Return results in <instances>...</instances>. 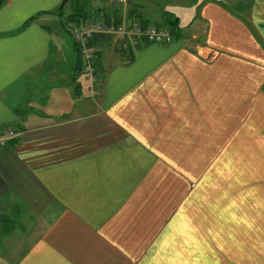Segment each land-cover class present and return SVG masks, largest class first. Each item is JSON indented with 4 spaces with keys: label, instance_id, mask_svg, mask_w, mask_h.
I'll return each instance as SVG.
<instances>
[{
    "label": "crops",
    "instance_id": "1",
    "mask_svg": "<svg viewBox=\"0 0 264 264\" xmlns=\"http://www.w3.org/2000/svg\"><path fill=\"white\" fill-rule=\"evenodd\" d=\"M62 1L0 6V131L17 133L0 148V264H264V0H193L186 25ZM88 8L177 34L96 35L91 95L65 25Z\"/></svg>",
    "mask_w": 264,
    "mask_h": 264
},
{
    "label": "built area",
    "instance_id": "2",
    "mask_svg": "<svg viewBox=\"0 0 264 264\" xmlns=\"http://www.w3.org/2000/svg\"><path fill=\"white\" fill-rule=\"evenodd\" d=\"M78 5L87 7L95 4L106 2L112 7L125 9L127 0H71ZM66 29L71 33L78 55L82 60V72L88 81L89 94H94L93 86L98 80L96 60L97 55L90 43L98 34L111 35L114 37H131L134 44L141 39H145L149 43L168 44L172 41V35L167 26L161 27L156 24L147 22L128 23L124 18L115 21L114 17L108 19L96 16L91 9L85 13L81 21L69 19L66 22ZM17 133L10 127H5L0 131V148H5L8 141L15 138Z\"/></svg>",
    "mask_w": 264,
    "mask_h": 264
},
{
    "label": "rangeland",
    "instance_id": "3",
    "mask_svg": "<svg viewBox=\"0 0 264 264\" xmlns=\"http://www.w3.org/2000/svg\"><path fill=\"white\" fill-rule=\"evenodd\" d=\"M129 1H131L134 4V6L137 7L138 12H140V14L144 17L149 16L150 18H154L158 16L159 13H162L166 10L167 12L172 14L173 17H178L179 21L181 22V25H184V24L186 25L190 22L189 18H191V16L193 15V11L196 7V5L192 3L193 0H129ZM220 1L224 3V5L227 8L231 9L234 12H240L241 10H245L247 7L251 5V0H220ZM70 7H71V0L68 1L64 5V8H63L64 15L70 10ZM241 14H243V12ZM156 26L165 27L167 25L166 23H162L160 25L157 24ZM67 39H68V42L70 43V49L72 50V53L75 55L73 44H72V39L69 35H67ZM74 60H76L75 57H74ZM78 60H79L78 63L80 66L79 71H81L80 78L83 81L84 73L82 72V68H81L82 60L80 56L78 57ZM81 79L79 81H81ZM38 82L41 83V79ZM87 87L88 85L84 83V93L83 94H86ZM56 90L58 89H55L54 92L57 94L58 92ZM51 96H52V93H51ZM57 97H59V95ZM14 220L12 218V220L9 221L8 226L5 227L7 230H10V228L15 229V226L17 224H16V221ZM12 236H13V233L11 234V238H13Z\"/></svg>",
    "mask_w": 264,
    "mask_h": 264
},
{
    "label": "trees",
    "instance_id": "4",
    "mask_svg": "<svg viewBox=\"0 0 264 264\" xmlns=\"http://www.w3.org/2000/svg\"><path fill=\"white\" fill-rule=\"evenodd\" d=\"M80 7H83V5H79ZM83 9V8H82ZM80 9V10H82ZM62 12V9L59 10V13ZM82 12V11H81ZM70 16H68L67 18H69ZM70 19V18H69ZM35 20V17H31L30 19H28L22 26V28L26 25H28L29 23L33 22ZM176 19L175 18H166V25L169 29V32L170 34L173 36V34H177V27H176V24H175V21ZM75 21H79V20H75ZM142 23H147V21H141ZM66 24V23H65Z\"/></svg>",
    "mask_w": 264,
    "mask_h": 264
},
{
    "label": "water",
    "instance_id": "5",
    "mask_svg": "<svg viewBox=\"0 0 264 264\" xmlns=\"http://www.w3.org/2000/svg\"><path fill=\"white\" fill-rule=\"evenodd\" d=\"M67 0H63L60 7H62L64 5V3L66 2ZM4 2V0H0V6L2 5V3Z\"/></svg>",
    "mask_w": 264,
    "mask_h": 264
}]
</instances>
